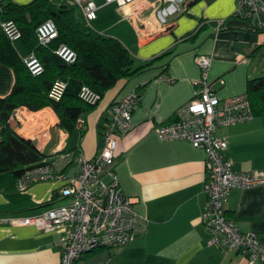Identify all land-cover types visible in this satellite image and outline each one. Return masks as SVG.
<instances>
[{"label": "crops", "instance_id": "obj_1", "mask_svg": "<svg viewBox=\"0 0 264 264\" xmlns=\"http://www.w3.org/2000/svg\"><path fill=\"white\" fill-rule=\"evenodd\" d=\"M10 1L23 4L31 0ZM152 3L141 0L120 7L97 0L99 8L113 6L125 14L120 20L128 18L136 40L129 38L130 47L120 36L102 33L118 38L128 48L134 66L153 62L141 73L121 78L108 89L84 115L81 128L65 132L58 128L57 118L53 125L56 135L49 131L44 141L33 137L36 148L46 158L54 157L53 152H70L72 161L63 172L65 176L77 173L80 154L91 159L102 144L101 131L111 103L139 91L132 127L117 139L115 171L134 209L148 220L146 229L124 248L96 249L81 263L248 264L247 257L237 251L223 253L209 243V231L200 217L207 200L203 191L205 150L186 140L164 141L155 126L173 120L177 108L195 94V81L201 75L195 62L197 54L211 55L207 77L220 97L246 93L248 79L261 76L256 55L264 47V14L239 19L234 16L236 0H170L156 7ZM97 18L98 14L94 20ZM258 21L263 26L258 27ZM13 83L12 68L0 62V96L7 95ZM44 108L54 116L52 108ZM24 109V115L39 111ZM10 123L20 133L22 122ZM217 135L227 141L224 154L235 169H264V114L220 127ZM64 183V179L43 180L25 192L0 190V218L34 215L66 202L59 196ZM224 207L240 230L264 238V186L233 190ZM63 233L0 222V264H60Z\"/></svg>", "mask_w": 264, "mask_h": 264}, {"label": "built area", "instance_id": "obj_2", "mask_svg": "<svg viewBox=\"0 0 264 264\" xmlns=\"http://www.w3.org/2000/svg\"><path fill=\"white\" fill-rule=\"evenodd\" d=\"M75 6L86 23L97 17V0H65ZM105 4L118 6L133 4L141 0H103ZM145 1V0H142ZM153 1L152 6L170 0ZM234 16L247 19L264 14V0H236ZM263 26L258 21V27ZM6 37L15 41L21 30L13 20L1 22ZM57 27L51 19L36 28L38 41L48 45L57 37ZM55 53L66 63L76 61V52L66 44L59 45ZM210 54H197L195 62L201 70L195 81V94L177 108L174 119L159 123L155 131L164 141L186 140L193 147L206 152L203 191L207 200L201 212V221L209 231V243L221 252L234 250L248 259V264L264 263V238L252 231H242L226 214L224 203L236 189L264 186V169L237 170L225 156L227 141L217 135L220 127L248 122L254 117L246 93L220 97L211 87L207 74L211 64ZM33 75L43 72L44 66L35 54L23 58ZM168 81L171 79L164 76ZM223 84L224 80L220 79ZM67 82L57 78L49 90V97L59 101ZM79 97L89 104H97L100 95L87 85H82ZM139 99L138 91H132L111 103L109 116L102 127V144L96 155L86 159L80 154V169L71 176L63 170L72 161L70 152H55L54 157L45 158L44 163L28 168L16 181L15 188L25 192L33 183L43 180L64 179L59 196L66 202L51 205L34 215H9L0 218L1 223L15 226H34L39 231L63 230L61 237L60 264H82L83 257L96 249L119 250L127 246L146 229L148 220L137 212L132 199L125 195L115 171L117 139L132 127V113ZM24 107L15 108L10 121L22 122ZM84 118L76 123L81 128ZM61 152V153H60Z\"/></svg>", "mask_w": 264, "mask_h": 264}, {"label": "trees", "instance_id": "obj_3", "mask_svg": "<svg viewBox=\"0 0 264 264\" xmlns=\"http://www.w3.org/2000/svg\"><path fill=\"white\" fill-rule=\"evenodd\" d=\"M47 19L55 23L58 34L48 45H42L36 28ZM6 20H13L20 28L18 40L6 37L1 28V22ZM61 44L76 52L75 62L66 63L55 53ZM30 53L44 66L39 75L31 74L23 62ZM0 62L8 64L14 73L11 91L0 96V190L11 192L28 168L44 163L46 158L44 152L23 139L11 126L10 115L15 108L25 106L38 111L51 107L58 116V128L72 133L77 121L83 119L119 79L141 73L153 61L134 66L130 51L118 38L93 29L80 11L64 0H31L23 4L0 0ZM57 78L67 82L59 101L49 97L50 87ZM82 85L100 95L97 104H89L79 97ZM246 94L254 116L264 114V75L248 79Z\"/></svg>", "mask_w": 264, "mask_h": 264}, {"label": "rangeland", "instance_id": "obj_4", "mask_svg": "<svg viewBox=\"0 0 264 264\" xmlns=\"http://www.w3.org/2000/svg\"><path fill=\"white\" fill-rule=\"evenodd\" d=\"M161 4H163V3H161ZM97 14H98V18L91 22V26L93 29H95L96 31L101 32V33L103 32V33L116 34L122 38V41L124 43H126L128 46L131 47L132 41H130V39H133L135 41L136 40V33L130 27L128 18L124 17L125 20H120V18L122 16H125V14L123 15V13L119 12L113 6L100 7L98 9ZM118 20H120V21L118 22ZM256 63H258L260 68L262 69L260 74L264 75V47H261V51H259V53L256 55ZM22 107H24V106H22ZM54 116H55L54 122H50L48 124L46 123L45 127H43V128L40 127L43 124L41 120H39L36 124L32 122L31 123L32 126L30 129L31 132L29 133L30 137H32V138L35 137L37 139V141H44L47 139L49 131H50V133H53V134L55 133V135H56V130L53 129V127H54L53 125H54L55 121L57 120L58 116L56 113L54 114ZM54 116H52V117H54ZM25 122H26V117H24L22 119L23 126L25 125ZM53 153H55V152H53Z\"/></svg>", "mask_w": 264, "mask_h": 264}, {"label": "bare ground", "instance_id": "obj_5", "mask_svg": "<svg viewBox=\"0 0 264 264\" xmlns=\"http://www.w3.org/2000/svg\"><path fill=\"white\" fill-rule=\"evenodd\" d=\"M23 113V111H22ZM24 115V113H23ZM25 117H27V120L25 122V125L23 126V128L20 129V133H23L24 135L29 134L31 132V123H37L39 120L42 121V125L40 126L41 128L45 127V124L52 122L53 121V117L50 114V111L46 108L43 110H40L38 112L32 113V114H25Z\"/></svg>", "mask_w": 264, "mask_h": 264}, {"label": "water", "instance_id": "obj_6", "mask_svg": "<svg viewBox=\"0 0 264 264\" xmlns=\"http://www.w3.org/2000/svg\"><path fill=\"white\" fill-rule=\"evenodd\" d=\"M18 135H20L23 139H25L26 141H28L29 143H32L33 145L36 146L35 142H34V139L29 137V136H24L22 135L21 133H18Z\"/></svg>", "mask_w": 264, "mask_h": 264}]
</instances>
